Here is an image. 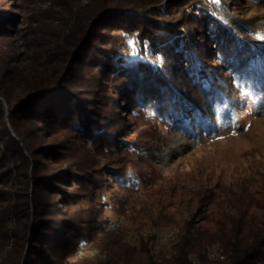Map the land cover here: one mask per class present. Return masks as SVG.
I'll use <instances>...</instances> for the list:
<instances>
[{"label": "rangeland", "instance_id": "374dc122", "mask_svg": "<svg viewBox=\"0 0 264 264\" xmlns=\"http://www.w3.org/2000/svg\"><path fill=\"white\" fill-rule=\"evenodd\" d=\"M190 1L194 0L187 3ZM206 2L213 5L212 11L220 19L226 12L251 24L249 37L258 58L250 66L248 77L264 76V0ZM96 10L91 0H0V12L14 19L8 25L12 34L0 37V53L7 55L0 87L7 85L9 95H0V259L6 264H89L69 254L65 246L73 241V224L96 219L93 213L102 205L122 221L137 220L141 228L128 231L132 243L156 235L153 250L157 253L170 250L185 225H209L203 217L212 207L206 196L210 193L218 194L226 188L229 199L245 205L250 191H254L264 205V81L255 86L247 85L249 79L232 82V73H226L228 69L209 48L203 68L211 70L219 83L223 81L226 98L220 101L221 108L207 116L195 113L190 105L184 107V95L191 97L194 93L190 82L181 79L182 66L174 71L176 84H171V92L166 95H173L167 104L174 99L180 108L174 104L161 107L163 102L155 103L159 105L151 110L136 107L120 90L126 84L112 77L106 95L110 105L106 112L94 110L98 116L114 115V133L110 130L101 136H86L79 127L62 121L64 115L48 114L55 108L39 98L18 108L26 94V83H61L59 80L61 88L51 94H58L55 100L60 97L63 108L70 97H76L80 105L91 106L95 89L88 81L93 73L91 65L111 51L113 40L119 36L112 27H94ZM151 20L147 18L148 23ZM65 22L72 25L65 36L81 39L77 46L64 42L68 41L61 33ZM184 23L185 32L202 43L190 18ZM152 26L145 24L143 32H150ZM133 40V36L124 37L128 44L119 46L115 58L123 55L121 58L131 61L135 56ZM202 46L209 47L207 42ZM51 48L53 56L43 55ZM73 51L80 54L81 61L73 60ZM149 54L147 59L167 66L164 58L153 51ZM105 58L109 61L111 56ZM13 73L16 77L8 83ZM150 86L149 97H163L164 90L154 81ZM7 131L14 139L6 135ZM162 213L171 217L173 224L164 221ZM107 228L115 230L108 224ZM171 230L175 237L159 250L160 241ZM134 235H138L137 241H133ZM84 249L81 257L105 256L98 250ZM213 253L218 257L213 251L211 258Z\"/></svg>", "mask_w": 264, "mask_h": 264}, {"label": "trees", "instance_id": "16d2710c", "mask_svg": "<svg viewBox=\"0 0 264 264\" xmlns=\"http://www.w3.org/2000/svg\"><path fill=\"white\" fill-rule=\"evenodd\" d=\"M91 1H94L97 6L95 13L97 16L93 21L94 27L98 28L99 25H103L119 31V36L113 40L115 44L105 56L109 55L111 59L108 61L105 57L98 58L91 65L93 73L88 77V81L95 88L91 93V96H94L91 106L87 108L80 105L82 103L76 101V97H70L67 98L68 102L65 99L66 107L63 108L64 102L60 101V97L55 100V96L58 94H51L52 91L61 88L63 83L59 80L61 83L55 81L39 85L37 81L26 83L23 87L26 94L20 98L18 108L27 101L39 98L44 105L56 109L52 108L53 111L48 114L57 117L64 115L62 121L65 120L66 124L79 127L86 136H101L110 130L112 132L117 130V121L112 120L113 114L104 117L105 113H102L101 116L100 114L98 116L97 110H94L101 108L106 112L110 105V100L106 95L109 92L108 83L112 77L127 85L124 84L125 87L120 90L128 100L135 103L136 107L141 106L144 110H148V108L151 110L163 102L164 105L161 107H169L174 104L173 106L176 108L178 101L175 103V100L172 99L170 101L172 103L167 104L166 101H169L168 98H173V95H170L172 97L166 95L171 92V84L173 86L176 84L174 71L180 70L182 66L181 79L190 82L194 93L191 94V97L184 95L183 105L184 107L192 106L195 113L200 111L201 116H207L213 114L215 109L221 108L220 101L226 98V94L222 92L221 83L223 81L219 83L211 70L209 72L207 67L203 68L204 61L208 60L206 57L210 55L207 51L208 48L215 54V58L220 60L223 68L228 69L226 73L229 74V71L232 73L234 76L230 78L232 82L235 79L239 84L249 79L247 85L255 86L258 81H264V76L248 77L250 66L258 58L254 54L249 37L251 24L246 20L236 19L226 12H224L223 19H220L212 11L213 5L206 0H194L192 3L191 1L187 3L189 0ZM188 8L197 13L192 15V11L188 12ZM12 17L13 15H5L0 12L1 38L12 34L11 29L8 28V25L14 21ZM148 17L153 19L149 23H152L154 29L150 27L152 30L144 33L142 29L145 24H149ZM187 17L192 21L191 24H194L192 27L195 26V32L200 34L199 39L205 41L202 42L203 45L207 42L209 47L202 46L198 40L191 38V33L185 32L186 29L183 28L187 26L184 23ZM62 25L61 33L65 36V30L69 31L72 25L68 22ZM69 35L65 36L68 41L64 42L77 46L81 39L73 36L70 39ZM130 36L134 37L133 46L131 45L132 52L135 53L133 59L125 61V56L121 58L123 55L115 58L119 54V46L128 44L123 41L124 37ZM53 51V48L47 49L43 55L51 57L54 55ZM149 51L164 58L167 66L147 59L148 55L150 56ZM122 52L125 53L126 50L123 49ZM73 55V60L81 61L80 54L74 52ZM201 55L204 56L203 59L200 58ZM6 57L7 55L0 53V73L5 70ZM172 60L176 61L171 62ZM80 64L84 66L83 63ZM12 77H16V73L8 76V83L12 82L10 79ZM220 78L218 77V79ZM152 81L158 88L164 90L165 94L159 100L149 97L150 93L148 92L152 88L150 86ZM129 85L131 86L130 90ZM111 89L113 88L111 87ZM7 94V85L0 87V95L9 98ZM48 94L51 96L49 97ZM157 102H159L158 105L155 104ZM177 107L180 108L179 105ZM6 135L12 137L8 131ZM17 136L20 137V134L17 133ZM15 144L18 145V141H15ZM113 173L115 172L113 171ZM206 196L210 199L208 204L212 207L203 218L209 225L198 228L190 226V224L185 225L180 230L182 232H178V239L173 241L170 250L162 253L153 250V245L157 241L156 235H151L146 240L143 238L139 243H132L126 232L141 228V226H137V220L129 219V223H127L128 220L122 221L117 216L107 213L106 206L102 205L99 210L93 213V217L96 219L77 220L73 224V241L65 246V251L87 260L89 264H264V205L258 201L257 193L250 191L245 205H240V202L234 203L229 199L226 188H223L218 194L210 193ZM231 210H235L236 213H232ZM110 217L119 220L124 226V230H109L107 224ZM161 217L168 224H173V219L168 215L162 213ZM4 234L6 238L9 237L8 231ZM1 239L3 240V237ZM1 247L4 246L1 245ZM83 248L89 252L94 249L98 250L105 256L102 258H94L91 255L81 257L79 254ZM213 251L217 252L218 257H210V253ZM13 255H16V252ZM78 262L72 264H80V261ZM0 264H6V262L1 258Z\"/></svg>", "mask_w": 264, "mask_h": 264}, {"label": "bare ground", "instance_id": "6f19581e", "mask_svg": "<svg viewBox=\"0 0 264 264\" xmlns=\"http://www.w3.org/2000/svg\"><path fill=\"white\" fill-rule=\"evenodd\" d=\"M112 222H115V224L116 225H114V224H112ZM108 226H109V228H111V229H115V230H117V229H120V230H124V226L119 222V221H115L113 218H110L109 219V221H108ZM126 229V228H125ZM127 230V229H126ZM153 231L154 232H157V230L156 229H153ZM167 232V231H166ZM166 232H164V233H166ZM127 233H128V231H127ZM133 233V232H132ZM148 233L146 232V233H143V235H147ZM128 235H129V233H128ZM127 235V236H128ZM132 235V234H131ZM140 235V234H139ZM134 236H136V235H134ZM150 236V235H149ZM129 237H130V235H129ZM142 236H140V238H141ZM175 237V232H174V230H171V231H169L168 233H167V236L166 237H164L163 236V239H168V240H165V244H167V241H169V240H172L173 238ZM160 238V237H159ZM169 243V242H168ZM85 250V249H84ZM213 257H216V254L215 253H213V255H212V258Z\"/></svg>", "mask_w": 264, "mask_h": 264}, {"label": "built area", "instance_id": "2783aa9c", "mask_svg": "<svg viewBox=\"0 0 264 264\" xmlns=\"http://www.w3.org/2000/svg\"><path fill=\"white\" fill-rule=\"evenodd\" d=\"M112 224L116 225L115 222H112ZM138 235L134 236V239L133 241H137L138 240ZM159 240V239H158ZM165 240H168V239H162L159 243V250H161V248H163L165 246Z\"/></svg>", "mask_w": 264, "mask_h": 264}]
</instances>
